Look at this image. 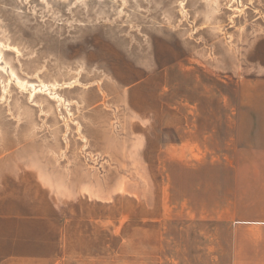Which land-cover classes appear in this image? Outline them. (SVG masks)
Segmentation results:
<instances>
[{"label":"rangeland","instance_id":"1","mask_svg":"<svg viewBox=\"0 0 264 264\" xmlns=\"http://www.w3.org/2000/svg\"><path fill=\"white\" fill-rule=\"evenodd\" d=\"M229 222L264 227V0H0V264H232Z\"/></svg>","mask_w":264,"mask_h":264},{"label":"crops","instance_id":"2","mask_svg":"<svg viewBox=\"0 0 264 264\" xmlns=\"http://www.w3.org/2000/svg\"><path fill=\"white\" fill-rule=\"evenodd\" d=\"M197 136V135H196ZM214 186L210 184V187L207 191H211V194H214L213 192ZM198 190L196 191H187L189 193L190 198L196 194ZM217 216H223L225 217L224 219H231L229 214L225 212L224 209L220 210L217 213L216 207H214L212 210L208 211V215L200 216L199 215V221L200 222H206V224L211 223L212 220H216ZM230 217V218H229ZM239 217V216H238ZM242 218V217H241ZM241 218H238V222L245 223H253L256 222L258 224H261V222H258L257 219H247L243 220ZM237 222V223H238ZM231 222H229V229L228 232L229 234L231 233V230L233 229L232 226L230 225ZM233 234L239 235V240L237 242L236 247L238 249V257L232 264H264V255H257L256 253L253 255L254 257H250V255L247 252H253L249 249H243L244 247H254L256 245L260 246L261 244H264V227H258V226H234V229L232 230ZM262 237V238H258ZM243 254V257L242 255Z\"/></svg>","mask_w":264,"mask_h":264},{"label":"bare ground","instance_id":"3","mask_svg":"<svg viewBox=\"0 0 264 264\" xmlns=\"http://www.w3.org/2000/svg\"><path fill=\"white\" fill-rule=\"evenodd\" d=\"M18 81H19V80H18ZM19 85H20V86H23V85H24V83H19ZM21 89H22V88H21Z\"/></svg>","mask_w":264,"mask_h":264}]
</instances>
